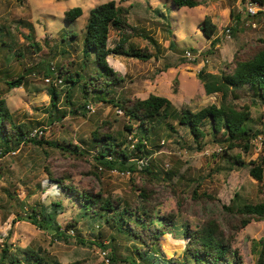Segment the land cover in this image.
<instances>
[{"label":"rangeland","instance_id":"1","mask_svg":"<svg viewBox=\"0 0 264 264\" xmlns=\"http://www.w3.org/2000/svg\"><path fill=\"white\" fill-rule=\"evenodd\" d=\"M107 1L110 0H0V94L6 98L17 120L31 122L32 130L42 129L41 136L45 140L62 144L71 142L84 149V154L79 155L58 147L29 143L21 151L0 157V254L7 242L21 257L27 254L18 252V248L31 247L62 264L75 261L83 264H142L137 251V248H143L139 240L119 234L104 220L79 218L80 210L70 201L71 196L55 181L63 180L65 184L72 183L80 189L102 192L106 197L122 198L123 204L134 207L141 203L139 191L131 179L139 184L146 183L147 176L142 169L123 174L120 170L96 167L93 160L96 153L93 130L104 121H110L111 128L120 132L128 119L111 104L100 102L93 96L89 99L95 111L81 108L84 102L81 84L72 87V96L66 102L65 90L70 84L65 83L64 77L57 85L62 92L59 102L62 109L55 110L50 105V85L44 76V72L52 70L53 66L57 72L58 65L70 63L71 67L73 61L72 70L82 73L83 79L100 72L94 53L84 60L83 43L90 10ZM115 1L131 6L128 21L132 29L126 31L131 34L130 43L153 53L160 48V54L147 61L109 55L110 65L124 78L109 97L143 99L156 94L169 98L178 110L198 111L211 104L219 105L221 93H206L198 78L200 70L206 67L209 72L219 74L233 62L237 51L248 54L264 43V5H259L261 12L252 15L248 10L250 0H239L235 4L241 15L238 23L231 20L233 6L228 0L210 1L193 8H176L172 0ZM74 7H82L84 13L78 19L68 21L65 11ZM205 17L218 26L215 45L200 27ZM29 25L34 26L33 38L28 37ZM228 28H233L230 37L226 36ZM147 35L155 38L158 46L144 37ZM120 36L121 32L111 29L109 46H115ZM190 49L196 55L195 60L185 55ZM8 72L10 77H6ZM20 73L27 76L25 84L9 89L5 80ZM254 100L249 95L234 100L239 107H250L252 124L261 132L254 139L250 152L241 149L230 152L241 154L245 161L244 166L236 165L232 171H216L218 166L227 165V161L221 148L211 141V136L205 139V146L200 150L189 128L174 118L166 120L174 130L166 125L157 130L153 140L149 141L151 157L148 163L152 161L164 172H172L171 176L162 173L163 177L156 183L158 192L154 203L162 214L179 212L181 223L189 224L191 229L215 217L229 235L236 218L223 205L230 204L236 192L249 202L264 201L259 182L249 173L251 160L264 156V105ZM62 112H66L64 117H61ZM195 189L198 195L206 196L199 199L194 194ZM58 200L64 205V212L58 216L62 227L72 218L79 219L77 228L68 231L71 237L63 240L55 239L54 232L38 227L26 216L33 208L41 209L43 205ZM262 236L264 220L253 221L235 233L233 245L239 249L244 264H256ZM79 237L86 243H79ZM89 240L95 243L90 245ZM186 243L183 236L169 230L160 240L159 255L165 259L186 258ZM111 250H115L118 260L107 263L103 252H108L110 257ZM125 257L128 262L123 261ZM190 264L194 262L190 260Z\"/></svg>","mask_w":264,"mask_h":264},{"label":"trees","instance_id":"2","mask_svg":"<svg viewBox=\"0 0 264 264\" xmlns=\"http://www.w3.org/2000/svg\"><path fill=\"white\" fill-rule=\"evenodd\" d=\"M217 0H172L173 6L197 7ZM239 0H228L233 6L231 8V20L238 23L241 15L235 9V4ZM252 3L264 5V0H250ZM131 6H124L115 0H110L96 5L90 10V15L85 27L83 57L87 61L94 53L95 62L100 68V72L91 73L86 79L78 70L73 71L75 62L58 65L57 73L59 77H64L65 83H69L65 90L66 102L72 96V87L80 85V91L84 102L80 105L84 110L87 104L92 102L89 99L95 97L100 102L111 104L118 109L128 119L124 128L120 132L114 131L110 121H104L100 127L92 132L94 148V166H102L106 169H118L120 171H138L137 160L151 157L149 141L157 130L163 125L169 126L166 122L169 118L178 120L181 125L189 128L198 149H203L205 139L211 136V141L221 148L226 156L225 166H218L217 172L223 170L232 171L236 165L244 166L245 161L241 154H231L234 149H241L250 152L253 148V141L261 130L256 129L252 124L253 118L249 106L239 107L234 100L240 99L242 95H249L255 98V103L264 105V43L252 50L248 54L236 52L233 62L229 64L221 73H211L203 67L198 73V78L203 83L207 94L221 93L220 104H211L198 111L190 109L178 110L173 102L161 95L151 94L147 98H125L112 96L114 87L124 81V78L110 65L109 55H122L135 57L140 60H150L158 58L160 48L157 53H153L147 48L135 46L130 43L131 34L126 32L132 29L128 17ZM261 12V11H259ZM84 13L82 7H74L65 11V18L74 21ZM200 27L206 37L212 39V44L218 42L216 38L218 26L209 17H205ZM29 38H33L34 26L29 25ZM111 29L121 32V36L115 46L108 44ZM233 33V28H231ZM150 43L158 46V42L150 35L144 36ZM54 67V66H53ZM56 70V67H54ZM26 72L33 73L32 70ZM9 73V72H8ZM52 70L44 72V76L52 75ZM7 76H11L9 73ZM5 77V76H4ZM25 74H18L5 82L12 88L22 86L26 82ZM82 81V83H81ZM50 105L55 110L59 108L62 92L54 84H49ZM78 110V109H77ZM76 110V111H77ZM66 112H62L64 117ZM59 118V117H58ZM31 122L19 121L8 107L6 98L0 94V157L12 151L20 150L25 144H35L39 146H52L66 150L70 153L84 154V149L79 144H62L60 142L45 140L44 136H32L33 127ZM174 130L173 126H169ZM117 132V133H116ZM137 139L135 146L131 147L132 141ZM249 173L260 184V191L264 192V156L258 160H251ZM52 176L53 172L47 168ZM146 174V183H136L131 179L136 190L139 191L138 198L141 203L135 207L130 204H123L122 198H112L104 196L102 192L95 193L91 189H80L74 184H65L63 180L55 181L59 187L67 190L71 196L69 199L74 202L80 210L79 218H91L113 225L116 231L126 237H132L140 241L143 248H137L139 259L142 264H244L243 257L238 248L234 247L233 241L235 233L248 226L253 221L264 220V201L253 203L245 200L240 192H236L230 204H224L223 208L236 218L233 224V232L225 234L220 222L215 217H210L203 223L191 229L189 224L181 223V215L170 212L162 214L154 203L157 194L156 183L165 175H172V172L156 167L151 161L142 170ZM162 171V172H161ZM172 178V177H169ZM194 194L199 199L206 195ZM207 198H211L207 196ZM212 199V198H211ZM64 212V205L61 200L52 201L43 205L41 209L33 208L27 218L42 229L54 232L55 239H68L70 229L77 228L78 218H72L64 227L60 224L58 216ZM173 230L175 234L183 236L187 240L184 250L186 258L171 257L163 258L159 255L161 238ZM114 239V237H113ZM78 242L85 244L86 240L79 237ZM93 241L89 240L92 245ZM105 245V244H104ZM259 250L256 264H264V236L259 240ZM18 247V246H17ZM18 252H25L27 256L11 249L9 243H5L0 254V264H62L59 260L48 258L35 248H18ZM115 250H111L110 259L116 262L118 259ZM33 260V262H31ZM123 261L128 262L125 257ZM71 264H83L82 261H75Z\"/></svg>","mask_w":264,"mask_h":264},{"label":"built area","instance_id":"3","mask_svg":"<svg viewBox=\"0 0 264 264\" xmlns=\"http://www.w3.org/2000/svg\"><path fill=\"white\" fill-rule=\"evenodd\" d=\"M250 6L248 7V10H249V13L252 14V15H255L257 14V12H259L260 10V7L258 4L256 3H252L250 2ZM231 33H232V30L231 28H228L226 30V36L227 37H230L231 36ZM186 57L188 59H191V60H195L196 59V55L193 53V50L190 49V50H187L186 51ZM52 75L50 76H46L45 80L48 84H54L55 86L59 85L62 83V78L59 77L58 73L55 71V68L52 67ZM87 109L89 112H94L95 111V108L93 107V104L91 102H89L87 104ZM43 134V130L38 128V129H34L32 132H31V135L32 136H41ZM130 140L132 141V144H131V147H134L135 146V143L137 141V139H133L132 136L130 137ZM18 150H15V151H12L11 153H16ZM148 164V158H141V159H138L137 160V167L138 169H143L146 165ZM114 170V169H113ZM118 170V169H116ZM123 174L124 173H127V174H130V171H123L122 172ZM103 258L105 259V261L107 263L110 262V257H109V253L108 252H103Z\"/></svg>","mask_w":264,"mask_h":264}]
</instances>
